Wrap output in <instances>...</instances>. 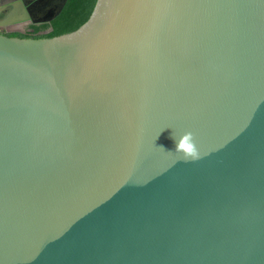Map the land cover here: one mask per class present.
Returning <instances> with one entry per match:
<instances>
[{
    "label": "water",
    "instance_id": "95a60500",
    "mask_svg": "<svg viewBox=\"0 0 264 264\" xmlns=\"http://www.w3.org/2000/svg\"><path fill=\"white\" fill-rule=\"evenodd\" d=\"M0 264H264V0H96L74 31L0 33Z\"/></svg>",
    "mask_w": 264,
    "mask_h": 264
},
{
    "label": "trees",
    "instance_id": "16d2710c",
    "mask_svg": "<svg viewBox=\"0 0 264 264\" xmlns=\"http://www.w3.org/2000/svg\"><path fill=\"white\" fill-rule=\"evenodd\" d=\"M96 0H66L60 12L50 22L30 23V30L9 32L7 36L53 37L76 30L89 17ZM51 27V30H46Z\"/></svg>",
    "mask_w": 264,
    "mask_h": 264
},
{
    "label": "flooded vegetation",
    "instance_id": "af4514ba",
    "mask_svg": "<svg viewBox=\"0 0 264 264\" xmlns=\"http://www.w3.org/2000/svg\"><path fill=\"white\" fill-rule=\"evenodd\" d=\"M3 1L4 0H0V3H2ZM23 1L25 3L24 6L26 7L28 13H29V10H30V13H40L39 11H34V10L39 8L40 6H44L48 3L50 4L53 0H41L39 1L38 5L33 8H31L30 5L34 4L35 1L37 0H23ZM1 7L2 6L0 5V8ZM19 16H21V13H20V8L18 7L14 9L11 8L7 15L1 16L0 33L5 34L9 32H25L26 30H30L28 25L32 23L31 20L25 19L24 15L21 18H18Z\"/></svg>",
    "mask_w": 264,
    "mask_h": 264
},
{
    "label": "clouds",
    "instance_id": "9594fccd",
    "mask_svg": "<svg viewBox=\"0 0 264 264\" xmlns=\"http://www.w3.org/2000/svg\"><path fill=\"white\" fill-rule=\"evenodd\" d=\"M172 138L176 145L175 151L177 153H182L185 160L189 158L196 160L199 158V152L194 143V138L191 132L183 134L178 141L175 136Z\"/></svg>",
    "mask_w": 264,
    "mask_h": 264
},
{
    "label": "bare ground",
    "instance_id": "6f19581e",
    "mask_svg": "<svg viewBox=\"0 0 264 264\" xmlns=\"http://www.w3.org/2000/svg\"><path fill=\"white\" fill-rule=\"evenodd\" d=\"M58 0H53L50 4H46L42 7V9L39 11L40 13H32L31 16L34 18V19H40V18H45V16L47 14H49L52 9L55 7V3L57 2ZM21 11V16H19L18 18H21L23 17L24 13ZM30 12V10H29ZM36 14V15H34Z\"/></svg>",
    "mask_w": 264,
    "mask_h": 264
},
{
    "label": "rangeland",
    "instance_id": "374dc122",
    "mask_svg": "<svg viewBox=\"0 0 264 264\" xmlns=\"http://www.w3.org/2000/svg\"><path fill=\"white\" fill-rule=\"evenodd\" d=\"M39 1H41V0H37V1H35L34 4L30 5V7L33 8V7L37 6L38 3H39ZM15 6H16V5H12V6L8 7V8L1 9V10H0V18H1V16H5V15H7V14L9 13L10 9L13 8V7H15ZM31 11H32V10H31ZM29 13H30V12H29ZM30 14H32V13H30ZM34 15H36V14H34Z\"/></svg>",
    "mask_w": 264,
    "mask_h": 264
},
{
    "label": "crops",
    "instance_id": "0c3cea01",
    "mask_svg": "<svg viewBox=\"0 0 264 264\" xmlns=\"http://www.w3.org/2000/svg\"><path fill=\"white\" fill-rule=\"evenodd\" d=\"M17 7L20 8L19 5L16 4V6L13 7V9H14V8H17ZM20 10H21V9H20ZM18 13H19V12H18ZM20 13H21V11H20Z\"/></svg>",
    "mask_w": 264,
    "mask_h": 264
}]
</instances>
